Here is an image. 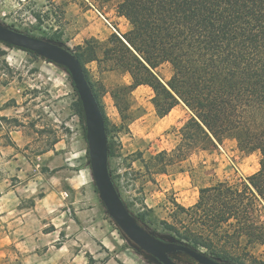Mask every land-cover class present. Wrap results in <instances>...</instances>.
<instances>
[{
	"label": "rangeland",
	"instance_id": "374dc122",
	"mask_svg": "<svg viewBox=\"0 0 264 264\" xmlns=\"http://www.w3.org/2000/svg\"><path fill=\"white\" fill-rule=\"evenodd\" d=\"M94 8L118 32L129 30L128 22L117 18L115 3L104 0H0V22L58 42L73 53L86 40L104 41L117 34ZM58 35L59 40L51 39ZM85 67L108 118L111 141L114 127L122 126L114 138V155L108 158L113 183L129 212L156 237L175 241L164 226V222L179 221L175 203L190 206L197 201L200 187L217 180L240 185L258 169L257 152L244 154L235 141L225 140L216 148L191 152L183 171L176 168L151 175L133 153L141 152L147 159L171 149L178 141V128L189 114L183 108L176 121L172 118L178 112L176 108L160 119L151 103V88L140 85L132 93V119L123 123L113 93L117 85L130 83L129 74L96 61L86 62ZM155 71L163 81L172 72L167 62ZM77 98L71 76L63 66L0 42V194L10 188L19 192L18 198L11 195L16 204L10 198L0 203V264H37L32 257L45 255L48 249L59 256H67L69 250L73 259L71 253L79 246L71 241L64 246L63 230L56 240H49L47 232L54 222L58 227L72 222L77 211L85 224L86 252L83 259L72 262L65 258L57 264H88L87 247L94 245V225L107 236L110 249L120 252L128 264H139L140 259L158 264L150 254L138 250L99 197L87 155L85 120L74 105ZM38 195L44 197L36 202ZM72 200L77 201L76 209L70 206ZM259 207L264 218V199H260ZM141 214L145 221H140ZM95 242L103 252L99 258L103 262L109 248L96 238ZM246 252L239 253L245 264H264V245H249ZM55 254H50L45 264L52 263L51 258L58 257ZM172 258L180 264H197L183 253H174Z\"/></svg>",
	"mask_w": 264,
	"mask_h": 264
},
{
	"label": "trees",
	"instance_id": "16d2710c",
	"mask_svg": "<svg viewBox=\"0 0 264 264\" xmlns=\"http://www.w3.org/2000/svg\"><path fill=\"white\" fill-rule=\"evenodd\" d=\"M104 1L115 3L129 30L104 41L86 40L73 53L103 115L108 156L114 155V138L122 126L114 127L111 141L108 118L85 67L90 61L129 74L130 83L117 85L113 93L123 123L132 119V93L140 85L151 88L157 117L180 102L188 109L171 149L147 159L133 153L151 175L183 171L191 152L216 148L225 140H234L244 154H259L258 169L246 181L238 185L217 180L202 186L194 204L175 203L180 215L176 224L164 222L176 242L216 260L245 264L239 253L247 254L249 245H264L259 207L264 199V0ZM51 39L57 41L59 35ZM164 62L172 71L167 81L155 71ZM74 105L84 120L79 98ZM92 261L88 255V263Z\"/></svg>",
	"mask_w": 264,
	"mask_h": 264
},
{
	"label": "water",
	"instance_id": "95a60500",
	"mask_svg": "<svg viewBox=\"0 0 264 264\" xmlns=\"http://www.w3.org/2000/svg\"><path fill=\"white\" fill-rule=\"evenodd\" d=\"M0 42L32 51L33 53L63 66L70 74L78 94L85 120L86 141L92 177L106 211L133 241L139 251L154 257L158 264H180L172 258L174 253H183L197 264H237L222 262L186 244L166 241L149 232L127 209L116 189L108 166V139L104 118L87 81L81 63L76 56L58 42L37 37L8 27L0 22Z\"/></svg>",
	"mask_w": 264,
	"mask_h": 264
},
{
	"label": "crops",
	"instance_id": "0c3cea01",
	"mask_svg": "<svg viewBox=\"0 0 264 264\" xmlns=\"http://www.w3.org/2000/svg\"><path fill=\"white\" fill-rule=\"evenodd\" d=\"M94 11L100 16V18L103 20V22L106 23L110 29L114 30L117 34L120 35V33L117 31V29L111 24L109 19H107L104 15H102L100 12H98L96 10V8H94ZM117 18L122 19L123 17L119 16L117 14ZM176 108H178V112L175 113V115L172 117L176 121L179 119V115L182 112L183 108H185V111L187 112V114H189V111L186 108V106L182 102H180L176 106H174L172 108V110L163 118L169 116L171 114V112L173 110H175ZM160 119H162V118H160ZM18 194H19V192L17 189H13V188L6 189L5 191L1 192V194H0V203L2 201H4L5 198H10V202H12V204H16L15 198L19 197ZM58 194H61V191H59ZM11 195H13L15 198L12 199ZM43 197H44V195L36 196L35 197L36 202L38 200L42 199ZM76 202H77L76 200H72L70 202V204H71L70 206L72 208L75 206L74 208L76 209V204H77ZM77 214H79L78 211L76 213V218L74 220L71 219L72 222H68L66 220L68 224H66L62 227H58L57 224H55V222L52 223L53 228L47 232V234L50 236L49 240H56L59 232H61V230H63V232L65 233V236H66L64 246H69L68 243L71 241L80 247V248L78 247V248L73 249V253H71L72 256L74 254L73 259H71L69 257L70 256L69 250H68L67 256H59V255H57V253L56 254L53 253L51 249H48V251L45 255L35 254L36 257H32L33 260H36L37 264H45V262L50 261L49 260L50 254H55L58 257L57 258L52 257L51 258L52 263H46V264H57V262L63 263L65 258H68V259L70 258L72 260V262H74L75 260H78V259H83V255L86 252V244H85L86 231L84 229V226H85L84 222L80 219V217H78ZM103 221H105V220L103 219ZM99 224H101V223H99ZM94 226H95V229L92 231L93 232L92 234H94V236H95V237H93L94 245L92 246V248L87 247V250H89V251H87L89 253L88 255H89V257H91L93 259L91 264H128V262L126 261V258L124 256H122L120 254V252H115L112 249H110L109 245L106 242L107 239L105 238L107 236L104 233H102V231H100L99 228H96L97 227L96 225H94ZM68 228H70L72 231L69 232ZM69 236H71V239H69ZM95 238L98 239L99 242L101 244H103V246L105 248H109L108 253H106L109 255H108L107 259L104 260L103 262H100V260H99V258H101L104 255H103V252L99 249L97 243L95 242ZM139 256H140V258H143L142 254H139ZM84 262H85V258H84ZM138 262H139V264H156V263H151L149 260L145 261V259H140Z\"/></svg>",
	"mask_w": 264,
	"mask_h": 264
},
{
	"label": "built area",
	"instance_id": "2783aa9c",
	"mask_svg": "<svg viewBox=\"0 0 264 264\" xmlns=\"http://www.w3.org/2000/svg\"><path fill=\"white\" fill-rule=\"evenodd\" d=\"M63 194H64V196H67L68 195L67 192H64Z\"/></svg>",
	"mask_w": 264,
	"mask_h": 264
}]
</instances>
